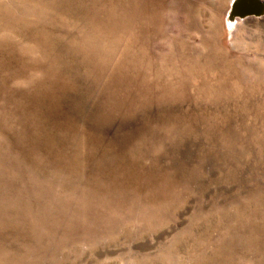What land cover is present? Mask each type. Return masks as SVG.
<instances>
[{"label": "rangeland", "instance_id": "rangeland-1", "mask_svg": "<svg viewBox=\"0 0 264 264\" xmlns=\"http://www.w3.org/2000/svg\"><path fill=\"white\" fill-rule=\"evenodd\" d=\"M230 3L0 0V264H264V16Z\"/></svg>", "mask_w": 264, "mask_h": 264}, {"label": "water", "instance_id": "water-1", "mask_svg": "<svg viewBox=\"0 0 264 264\" xmlns=\"http://www.w3.org/2000/svg\"><path fill=\"white\" fill-rule=\"evenodd\" d=\"M264 16V0H232L227 11V22Z\"/></svg>", "mask_w": 264, "mask_h": 264}, {"label": "bare ground", "instance_id": "bare-ground-1", "mask_svg": "<svg viewBox=\"0 0 264 264\" xmlns=\"http://www.w3.org/2000/svg\"><path fill=\"white\" fill-rule=\"evenodd\" d=\"M232 1V0H231ZM227 20V19H226ZM227 22V21H226ZM227 24H228V26H229V28L231 29L232 27H233V25L231 24V23H228L227 22ZM236 24V23H235ZM228 31H230V30H228ZM233 36V35H232Z\"/></svg>", "mask_w": 264, "mask_h": 264}]
</instances>
